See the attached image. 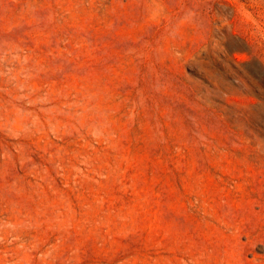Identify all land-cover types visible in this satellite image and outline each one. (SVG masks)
<instances>
[{
	"label": "rangeland",
	"instance_id": "obj_1",
	"mask_svg": "<svg viewBox=\"0 0 264 264\" xmlns=\"http://www.w3.org/2000/svg\"><path fill=\"white\" fill-rule=\"evenodd\" d=\"M0 264H264V0H0Z\"/></svg>",
	"mask_w": 264,
	"mask_h": 264
}]
</instances>
